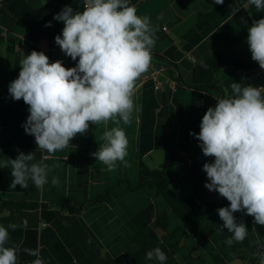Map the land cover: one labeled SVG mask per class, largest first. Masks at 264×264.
Wrapping results in <instances>:
<instances>
[{
	"label": "crops",
	"instance_id": "0c3cea01",
	"mask_svg": "<svg viewBox=\"0 0 264 264\" xmlns=\"http://www.w3.org/2000/svg\"><path fill=\"white\" fill-rule=\"evenodd\" d=\"M137 15L150 18L155 29L152 54L163 56L174 65L151 60L150 67L136 84L133 113L129 125H119L128 139V166L117 162L109 171L92 153L105 141L103 133L116 126L109 121L89 125L69 147L50 155L37 148L35 139L22 125L29 112L23 100L15 101L8 92L18 77L20 60L31 51H43L50 62L61 60L68 67L76 61L67 57L55 43L64 24L53 19L65 6L82 11L84 0H6L0 12V161L15 159L20 152H35V161L52 168L48 182L37 188L30 181L27 193H0L12 202L13 223L9 243L17 245V264H31L37 257L23 250L39 248L44 264H152L134 263L132 255L139 250L135 236L147 230L151 237L162 239L161 250L171 264H264V226L242 212L234 213L243 222L248 235L243 242L231 245L232 233L223 229L217 209L225 198L205 188L208 183L203 164L205 157L199 141L190 132L200 131V123L216 98H227L232 82L242 86H264V70L251 59L247 44L248 27L253 20L264 18V10L255 6L245 9L247 0H129ZM239 8L235 16L232 10ZM51 27H45L48 22ZM32 33L38 34L32 37ZM220 56L246 60L255 65L249 73L218 70L214 82L223 89L195 86L196 71ZM172 81V84L168 83ZM167 150L176 152L178 163L163 169ZM57 177L58 185L51 180ZM164 180L168 191L189 198L199 194L203 206L195 219L200 231L194 235L171 234L180 219L156 187L149 182ZM68 198L82 212L72 215L56 207ZM169 214V233L162 234L157 220ZM175 251L173 254H170Z\"/></svg>",
	"mask_w": 264,
	"mask_h": 264
},
{
	"label": "clouds",
	"instance_id": "9594fccd",
	"mask_svg": "<svg viewBox=\"0 0 264 264\" xmlns=\"http://www.w3.org/2000/svg\"><path fill=\"white\" fill-rule=\"evenodd\" d=\"M223 5L224 0H213ZM255 6L264 10V0H247L245 9ZM240 9L232 10L235 16ZM62 21L61 34L55 43L76 61L66 68L61 60L50 62L43 51L33 50L20 60L18 77L11 81L8 92L15 101L28 105L29 115L22 125L34 137L37 148L54 155L69 147L77 136L88 132L89 125L109 121L116 126L103 133L105 143L92 155L109 171L128 161V139L119 126L129 125L139 109L134 103L136 83L151 64L155 46V29L150 18L137 15L129 0H84L82 11L65 6L53 17ZM49 21L45 27H51ZM247 44L251 59L264 70V18L253 20L248 27ZM231 95L216 98L215 107L204 113L198 134L190 132L200 143L205 157L203 164L209 191L229 201L217 209L222 228L232 233L226 240L243 242L248 235L245 223L237 222L234 213L242 212L264 226V86H242L232 82ZM35 161V152H20L15 159L0 161V168L11 170L10 188L28 187V181L39 189L48 182L52 171L43 161ZM53 185L59 180L53 177ZM15 223L0 226V264H17L19 246L9 243V230L27 227ZM37 257L31 264H44L39 248L23 250ZM146 259L164 264L166 254L160 247L146 253Z\"/></svg>",
	"mask_w": 264,
	"mask_h": 264
},
{
	"label": "trees",
	"instance_id": "16d2710c",
	"mask_svg": "<svg viewBox=\"0 0 264 264\" xmlns=\"http://www.w3.org/2000/svg\"><path fill=\"white\" fill-rule=\"evenodd\" d=\"M38 34L32 33V37H37ZM39 36V35H38ZM59 60V59H58ZM161 64L171 65L174 64L163 56L152 54V59ZM64 64V63H63ZM66 68H70L64 64ZM218 70H227L230 72H244L249 73L255 70V65L240 59L229 56H220L211 59L204 66L196 71L194 84L195 86L207 87L217 92L223 93V89L219 87L214 82V74ZM178 158L176 152L172 150H167L165 154V163L163 164V169H168L173 167L178 163ZM12 181L11 170L9 168H0V193H27L30 188V181H28L27 188H21L19 185L16 188H10ZM149 185L156 187L163 198L166 200L172 211L180 219L181 227H178L171 234V238L175 239L180 233L183 235H194L199 233L200 227L195 219V214L198 212L202 206V199L199 194H194L189 198H182L179 196L172 195L168 191L167 184L164 180H159L156 182H149ZM223 207L229 206V201H224L222 203ZM56 207L62 211H66L72 215H78L82 212L81 207H76L72 201L68 198H62L57 203ZM12 202L0 198V226L7 227L9 224H13L12 216ZM157 228L162 234L169 233V214L163 213L159 216L157 220ZM9 231L11 229H8ZM135 241L139 245V250L132 255V260L134 263L151 262L152 264H159L156 260L146 259V253L156 247L162 246V239L159 236L151 237L147 230H142L135 236ZM172 251L170 254H173ZM164 264H171L167 261Z\"/></svg>",
	"mask_w": 264,
	"mask_h": 264
},
{
	"label": "built area",
	"instance_id": "2783aa9c",
	"mask_svg": "<svg viewBox=\"0 0 264 264\" xmlns=\"http://www.w3.org/2000/svg\"><path fill=\"white\" fill-rule=\"evenodd\" d=\"M5 2H6V0H0V12L4 9ZM168 83L169 84H172V81L171 80H168Z\"/></svg>",
	"mask_w": 264,
	"mask_h": 264
},
{
	"label": "water",
	"instance_id": "95a60500",
	"mask_svg": "<svg viewBox=\"0 0 264 264\" xmlns=\"http://www.w3.org/2000/svg\"><path fill=\"white\" fill-rule=\"evenodd\" d=\"M138 82H139V81H137V83H138ZM137 83H136V84H137Z\"/></svg>",
	"mask_w": 264,
	"mask_h": 264
}]
</instances>
